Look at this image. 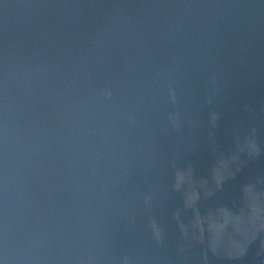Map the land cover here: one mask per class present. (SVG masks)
Segmentation results:
<instances>
[{
  "label": "clouds",
  "instance_id": "clouds-1",
  "mask_svg": "<svg viewBox=\"0 0 264 264\" xmlns=\"http://www.w3.org/2000/svg\"><path fill=\"white\" fill-rule=\"evenodd\" d=\"M255 165L264 0H0V264H161L162 171L215 249Z\"/></svg>",
  "mask_w": 264,
  "mask_h": 264
},
{
  "label": "water",
  "instance_id": "water-1",
  "mask_svg": "<svg viewBox=\"0 0 264 264\" xmlns=\"http://www.w3.org/2000/svg\"><path fill=\"white\" fill-rule=\"evenodd\" d=\"M253 167L255 170L264 165ZM245 178L238 176L237 180ZM252 178L264 179L258 171H254ZM159 185L152 214L167 232L161 264H264V218L229 223L213 249L206 239L202 243L182 235L178 223L172 219V213L180 205L179 197L168 191L163 171Z\"/></svg>",
  "mask_w": 264,
  "mask_h": 264
}]
</instances>
